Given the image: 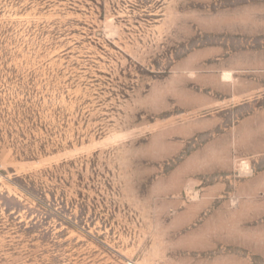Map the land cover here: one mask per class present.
Wrapping results in <instances>:
<instances>
[{
	"label": "rangeland",
	"instance_id": "1",
	"mask_svg": "<svg viewBox=\"0 0 264 264\" xmlns=\"http://www.w3.org/2000/svg\"><path fill=\"white\" fill-rule=\"evenodd\" d=\"M263 110L264 0H0V264H264L191 205Z\"/></svg>",
	"mask_w": 264,
	"mask_h": 264
},
{
	"label": "crops",
	"instance_id": "2",
	"mask_svg": "<svg viewBox=\"0 0 264 264\" xmlns=\"http://www.w3.org/2000/svg\"><path fill=\"white\" fill-rule=\"evenodd\" d=\"M263 128L264 110L262 111V117H259L257 113H253L239 120L237 124L231 125L229 131L238 132L243 138L252 136L249 140L243 139V149L246 152H262L264 151ZM263 177L264 171L260 175V183L247 180L240 182L238 185L236 184L235 187L231 188L232 191L228 192H224V183L217 182L215 186L209 188V192L204 193L206 196L202 194L196 204H191L193 208L200 207L201 210H204L212 205V201H217L213 208V215L216 220L214 228L216 241L222 240L226 244L244 247L264 256V223L249 226L250 222L264 217V197L257 196V192L261 190L260 185L263 183ZM227 217L233 219L234 225L231 228H225L223 225V219ZM208 227H210V224L201 227L199 231L204 238ZM193 233H196V231H193ZM236 234L238 235L236 236ZM229 261L234 264L235 262H245L246 259L243 256H231Z\"/></svg>",
	"mask_w": 264,
	"mask_h": 264
},
{
	"label": "trees",
	"instance_id": "3",
	"mask_svg": "<svg viewBox=\"0 0 264 264\" xmlns=\"http://www.w3.org/2000/svg\"><path fill=\"white\" fill-rule=\"evenodd\" d=\"M17 179H19L21 182H19V185L22 187V188H25V189H29V186H28V184L26 183V182H24L23 181V179H21V178H17Z\"/></svg>",
	"mask_w": 264,
	"mask_h": 264
}]
</instances>
